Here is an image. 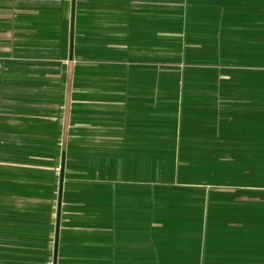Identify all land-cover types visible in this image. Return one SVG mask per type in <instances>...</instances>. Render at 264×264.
Listing matches in <instances>:
<instances>
[{"label":"crops","instance_id":"crops-1","mask_svg":"<svg viewBox=\"0 0 264 264\" xmlns=\"http://www.w3.org/2000/svg\"><path fill=\"white\" fill-rule=\"evenodd\" d=\"M0 264H264V0H0Z\"/></svg>","mask_w":264,"mask_h":264},{"label":"water","instance_id":"water-1","mask_svg":"<svg viewBox=\"0 0 264 264\" xmlns=\"http://www.w3.org/2000/svg\"><path fill=\"white\" fill-rule=\"evenodd\" d=\"M73 2H74V0H73ZM73 15H74V10H72V18H73ZM71 50H72V42H71ZM63 166H64V164L62 163V173H63ZM61 183H62V178H61ZM58 223H59V220H58ZM57 231H58V226H57Z\"/></svg>","mask_w":264,"mask_h":264}]
</instances>
